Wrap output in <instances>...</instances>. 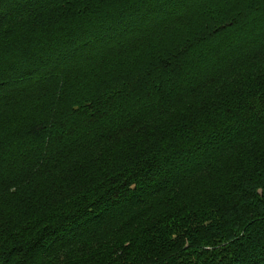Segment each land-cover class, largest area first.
<instances>
[{"label":"trees","instance_id":"1","mask_svg":"<svg viewBox=\"0 0 264 264\" xmlns=\"http://www.w3.org/2000/svg\"><path fill=\"white\" fill-rule=\"evenodd\" d=\"M0 264H264V0H0Z\"/></svg>","mask_w":264,"mask_h":264},{"label":"rangeland","instance_id":"2","mask_svg":"<svg viewBox=\"0 0 264 264\" xmlns=\"http://www.w3.org/2000/svg\"><path fill=\"white\" fill-rule=\"evenodd\" d=\"M218 175L213 174L209 179L206 180L205 185H209L214 182Z\"/></svg>","mask_w":264,"mask_h":264},{"label":"snow or ice","instance_id":"3","mask_svg":"<svg viewBox=\"0 0 264 264\" xmlns=\"http://www.w3.org/2000/svg\"><path fill=\"white\" fill-rule=\"evenodd\" d=\"M140 2H143V0H140Z\"/></svg>","mask_w":264,"mask_h":264}]
</instances>
